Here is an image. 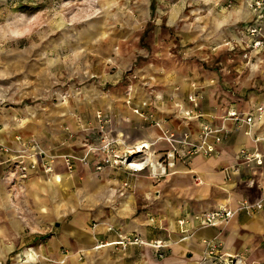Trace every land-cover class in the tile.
Returning <instances> with one entry per match:
<instances>
[{"label": "rangeland", "instance_id": "374dc122", "mask_svg": "<svg viewBox=\"0 0 264 264\" xmlns=\"http://www.w3.org/2000/svg\"><path fill=\"white\" fill-rule=\"evenodd\" d=\"M227 5L0 0V264H71V250L51 252L50 246L70 230L73 216L86 215L85 228L93 230L107 227L110 212L119 217L129 210L131 192L125 197V190L100 186L104 177L90 164L85 171L78 164L67 170L62 162L89 136L93 143L95 130L86 132L97 129V112L129 128L128 101L160 89L183 96L191 79L213 77L234 100L264 94V60L236 70L242 58L226 43L235 22ZM235 14L248 17L241 8ZM59 166L69 176L75 172L78 183L70 178L53 185ZM248 258L236 256L238 264H253Z\"/></svg>", "mask_w": 264, "mask_h": 264}, {"label": "crops", "instance_id": "0c3cea01", "mask_svg": "<svg viewBox=\"0 0 264 264\" xmlns=\"http://www.w3.org/2000/svg\"><path fill=\"white\" fill-rule=\"evenodd\" d=\"M217 1L228 4L225 0ZM227 6L231 9L230 17L235 22L232 24L234 30L226 39V43L232 44L231 49L235 48L242 58L240 63L242 67L238 66L236 70L239 72L252 70L255 66L254 61L261 63L264 60V50L250 52L246 59L242 56L246 38L241 33V26L251 19V13L245 0L232 2ZM238 8L244 9L248 17L241 18L236 15L235 11ZM185 86L183 96L178 94L177 90L171 89L167 91L160 89L162 93L157 92L154 96L136 95L137 100L132 99L125 106L132 116L129 118V128L117 127L113 121L114 117L107 112L110 132L119 139L116 149L122 151L124 146L153 142L152 150L160 153L170 147L159 139L164 130L172 131L177 136L188 135L194 140L198 134L199 123L204 121L214 127L222 126L227 131L226 138L216 147L215 153L210 156L196 154L187 162L176 161L165 177L153 180L146 171L131 174L124 169L111 167L95 171L94 166L100 163L101 158L97 151L91 152L87 155V164L104 177L100 186H107V189H112L110 191L120 188L125 190L124 193L131 192L129 210L122 209L119 217L109 213L107 226H110L111 230L97 225L93 230L89 228L86 230V215L73 216L70 230H63L60 237L53 239L51 252L66 246L71 250V264H213L212 258H203L202 240L215 239L220 242L219 253L222 256L236 257L247 254L253 264L264 263V257L261 256L264 255V205L262 208H253L249 211L239 207L242 201L252 204L264 199V142L253 140L264 135V114L260 120L255 119L250 125L240 127L232 120L224 119L229 110H234L238 114H248L258 106L264 107V94L234 100L226 91L216 86L213 77L201 81L191 79ZM214 90H220L216 98L212 93ZM191 95L195 97L193 102L188 100ZM207 104L212 106L209 107ZM133 108H137L139 113L135 114ZM187 111H197L200 117L188 115ZM131 124L134 125L132 128ZM92 132L93 143L91 136L88 138L86 135ZM86 134L85 137L90 140L87 139L88 145L97 147L102 143L101 134L96 128ZM0 143H4L2 138ZM87 144L72 150L73 153L77 155L86 153ZM242 148L259 152L262 155L261 164L244 163L239 159L237 154ZM158 156L154 154L152 159H157ZM32 161L35 163L36 158ZM77 164L81 171L89 167L75 161L74 166ZM62 169L63 167L59 166L56 173L51 174L53 185L62 187L70 178L71 184L78 183L75 172L72 174L75 176H69L63 173ZM48 171H51V168L44 172ZM125 181L129 183L127 188L122 185ZM34 184L40 188V192L42 189L44 191V185ZM147 193L152 195L145 198ZM36 196L41 200L43 198L41 193ZM75 197L73 194V199ZM40 208L45 212L42 205ZM220 208L233 211L227 222L213 227H203L193 219L196 214ZM150 215L160 220L159 226L149 224ZM180 220L185 221L182 228L188 231L187 233L182 232L178 224ZM129 233L137 234L144 240L167 241L168 244L163 249L161 257L154 248L147 245H130L122 250L116 244ZM257 254L260 258L256 257ZM86 255L87 259L81 261V256ZM27 256L31 257L29 254Z\"/></svg>", "mask_w": 264, "mask_h": 264}, {"label": "built area", "instance_id": "2783aa9c", "mask_svg": "<svg viewBox=\"0 0 264 264\" xmlns=\"http://www.w3.org/2000/svg\"><path fill=\"white\" fill-rule=\"evenodd\" d=\"M228 4L230 2H237L240 0H225ZM248 9L251 13V19L241 26V33L245 36L246 42L244 44L243 58H248L250 52H259L264 50V0H245ZM190 102L195 101L194 96H189ZM128 103H130L128 101ZM135 114L139 113L137 108H133ZM187 114H193L199 118L200 113L195 111H187ZM264 114V107L258 106L252 113L238 114L234 110L226 112L225 120H232L237 127L241 125H250L253 120H260ZM151 118V116H148ZM110 120L106 118L102 112L96 113V127L97 131L101 134V144L99 146L89 145L87 152L79 155L67 154L62 156V162L67 170L73 168L74 162L79 161L82 164H87V155L93 151H97L100 155V163L94 166L95 171H101L106 167L124 169L125 171L133 174L136 172L146 171L148 176L153 180H159L165 177L171 168L174 167L176 161L187 162L188 159L196 154L210 156L215 153L216 147L223 142L227 136V131L222 127L211 126L207 122H200L198 125V134L194 140L188 135L177 136L172 131L164 130L160 136L169 144V148L157 153L152 150L153 142H142L133 144L131 146H124L122 151H118L116 147L119 145V139L112 136L110 132ZM107 130V131H106ZM254 142H264V135L253 139ZM154 154H158L157 159H152ZM238 158L244 163L261 164L262 155L257 151H249L242 148L238 151ZM49 169V168H47ZM123 187H129L128 182H123ZM262 201L258 200L255 203H247L242 201L240 208L245 211L252 210L253 208H262ZM233 215V211L220 208L218 210L206 211L193 216L195 221H198L203 227H213L218 224L227 222ZM150 225L159 226L160 220L154 216L148 217ZM185 221L180 220L178 224L183 233H187L182 228ZM96 227V225L93 226ZM111 230L110 226H107ZM204 245L203 258H212L213 264H237L236 257L222 256L219 253L220 242L217 240H202ZM167 241L160 240H144L137 234H126L118 244L120 249L124 250L127 246H150L157 251L159 257L163 255V249L167 247Z\"/></svg>", "mask_w": 264, "mask_h": 264}]
</instances>
